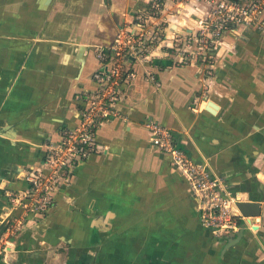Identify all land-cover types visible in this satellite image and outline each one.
Returning <instances> with one entry per match:
<instances>
[{
    "label": "crops",
    "instance_id": "0c3cea01",
    "mask_svg": "<svg viewBox=\"0 0 264 264\" xmlns=\"http://www.w3.org/2000/svg\"><path fill=\"white\" fill-rule=\"evenodd\" d=\"M147 1L0 0V264H264V39L254 28L228 31L209 72L199 61L180 63L170 37L195 26L198 3L175 10L166 2L162 41L134 62L120 115L97 129L98 150L65 175L44 216L5 232V191L25 187L45 144L77 124L78 95L95 86L96 49ZM147 118L224 175L236 200L260 202L252 229L244 225L229 247L202 225L188 183L151 142Z\"/></svg>",
    "mask_w": 264,
    "mask_h": 264
},
{
    "label": "built area",
    "instance_id": "2783aa9c",
    "mask_svg": "<svg viewBox=\"0 0 264 264\" xmlns=\"http://www.w3.org/2000/svg\"><path fill=\"white\" fill-rule=\"evenodd\" d=\"M167 1L175 4V10L186 3L204 5L195 26L181 34L174 32L169 47L180 55V63L204 62L207 72L224 33L243 27L264 31V0H148L145 8L118 25L110 45L96 49L99 64L92 73L95 86L78 95L77 124L64 127L57 140L45 144L39 167L25 175V187L5 191L7 236L20 231L30 216H44L53 205L54 192L65 175L80 160L98 150L97 129L107 118L120 115L118 102L136 76L134 62L147 60L154 46L162 41L161 18ZM147 75L155 81L154 73L148 71ZM143 125L151 142L170 155L172 165L188 183L204 227L225 239L232 238L244 225L252 229V219L234 211L236 198L231 195L224 175H214L194 161L164 125L151 118ZM6 245V239L0 238V255Z\"/></svg>",
    "mask_w": 264,
    "mask_h": 264
},
{
    "label": "water",
    "instance_id": "95a60500",
    "mask_svg": "<svg viewBox=\"0 0 264 264\" xmlns=\"http://www.w3.org/2000/svg\"><path fill=\"white\" fill-rule=\"evenodd\" d=\"M212 103V101H209ZM235 212L240 211L243 215L247 216L248 220L251 221V217L260 214V202L259 201H248V200H237L233 206Z\"/></svg>",
    "mask_w": 264,
    "mask_h": 264
},
{
    "label": "rangeland",
    "instance_id": "374dc122",
    "mask_svg": "<svg viewBox=\"0 0 264 264\" xmlns=\"http://www.w3.org/2000/svg\"><path fill=\"white\" fill-rule=\"evenodd\" d=\"M260 33L262 34V39H264V31H260ZM200 62V61H199ZM203 65H205V63L204 62H201ZM208 69V68H207ZM204 99H206V97L204 96L203 97ZM177 171V170H176ZM237 201V200H236ZM247 217V216H246ZM251 219H252V217H251ZM214 237L216 238V240L218 241V243L222 246V247H229L230 246V243H228L229 242V240L231 239V238H227V239H225V238H221V237H219V236H216V235H214ZM226 242V243H225ZM234 243V242H233ZM232 243V244H233ZM231 244V245H232ZM262 245H263V247H264V243H262Z\"/></svg>",
    "mask_w": 264,
    "mask_h": 264
},
{
    "label": "bare ground",
    "instance_id": "6f19581e",
    "mask_svg": "<svg viewBox=\"0 0 264 264\" xmlns=\"http://www.w3.org/2000/svg\"><path fill=\"white\" fill-rule=\"evenodd\" d=\"M210 105H212L211 103H209ZM213 106V105H212Z\"/></svg>",
    "mask_w": 264,
    "mask_h": 264
}]
</instances>
